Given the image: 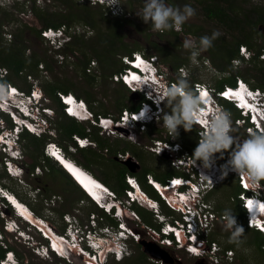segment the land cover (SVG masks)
I'll list each match as a JSON object with an SVG mask.
<instances>
[{
  "label": "rangeland",
  "instance_id": "374dc122",
  "mask_svg": "<svg viewBox=\"0 0 264 264\" xmlns=\"http://www.w3.org/2000/svg\"><path fill=\"white\" fill-rule=\"evenodd\" d=\"M20 1L21 3L24 2V0ZM168 1L170 0H166V2ZM243 1L244 0H235L234 4H239L244 8H246L247 6L248 8H250V6H258L260 4L264 5V0H246L248 1V3H246L248 5H245V3L243 4ZM74 2H78V4L81 6H91V4H87V2L82 0H74ZM198 2L199 0H188V4H190L191 6L196 4L195 7H193L196 10V14L184 23L186 24L187 29L182 25L181 28H183V36L181 35V38L179 37L181 34L179 32L181 28L179 30L173 28L174 31L179 32L178 39L175 40L173 38V35H171L169 31L166 30L165 33L160 31H154L150 23L147 24L142 20L140 15H142L144 0H130V3L128 2V0L127 2L121 0V6L118 12L113 9L108 10L107 8H103L100 6H91L92 11L95 13L94 18L96 19V25L90 26L88 24L86 25L79 22L74 23L72 32L74 35L72 34V36L69 37L67 42L71 44L75 37L76 39H78V42H80V46L78 45L75 50V54L77 57L74 55H69V57H66V59L61 62L57 58L58 51L49 47L46 41L44 42L43 40L42 44H38L36 40V35L32 29L35 27L40 28L41 26L39 24V19H36L34 14H32L30 11L33 3H26L23 12L17 8H14V0H9L7 1V4L4 5L5 9L0 10V27L2 26V29L5 31V33L0 35V50L4 49L8 44L12 43L15 33H23L25 35L26 42L30 45V50L32 51L27 52L28 56L31 53L35 52L41 57L45 54L44 51L49 49L50 51H48V56L52 58L54 62H56L54 66V71L52 73L40 69V71L36 74L24 72L23 78L25 77L26 81H24V84L26 86L28 85L33 87L34 85L42 90L41 86L44 85L46 81L47 83H53V81L55 80L56 82H58L59 85L66 88H70L71 90H73V92H77L79 94H82L83 96L90 93L94 100L93 105L95 107V110L92 109L90 105L89 107L90 110L95 114H103L104 116L111 115L117 118L123 111L126 110L123 109L122 111H119V102H124L126 104L132 105L134 103L138 104L142 101V96L140 93H131L130 91H127L128 89L123 90L122 88H124V85L120 83V81H116L114 76H110L112 71L111 68L117 66L114 64H121L120 57L124 58L125 56L129 55V53L121 55L123 53V51H121V54H118L117 58L114 57V59L110 56L108 60L109 62H104V66H101L98 59H92L90 63L91 66L94 67V69L90 73L89 71H87V73L96 76L95 82L87 80L86 77H84L83 72L79 70V64L82 59H85L84 57H87L88 55L93 56L92 49L94 47L96 48L95 50H98L100 48L103 49L101 46H109L102 45V40L96 39L97 33H99V29H104L105 32L109 31V29H112L111 26H113V24L110 22L114 21L115 18H118V20H122L123 22L119 34V36L122 38V44L126 45L129 48H139L148 56L159 57L161 67L166 74H164V76L168 80L173 78H183L188 80L192 87H194V84L196 82H202L207 84L208 86H211L212 88H215V85L218 82H221L222 80L227 78H231L234 73L242 72L247 68L255 66L250 63L248 64V62L246 61H239L236 65L232 60L233 71H222V66H225L226 64L223 59H215V56L211 53L210 48L212 47H210L206 51H202L195 61L190 58L191 50L185 49L183 47V41L185 39H190L196 42L198 45L200 36L194 33H190L188 32V30H193L196 33H198L197 30H200V33L198 34L202 36L211 35L214 30H218L220 35L215 40H218L223 37V41H225L226 38L227 44H230V42L236 40V38H230L231 34L224 26H220L214 21H208L205 16V13L199 7L200 5L198 4ZM24 5L25 3L21 4L20 6ZM36 5L41 10H43L44 13H48L50 18H54L57 16V14L62 13L67 15L75 8L72 2H68L66 4L59 3L56 6L54 5V0H36ZM29 25L31 27H29ZM65 32H70V29L66 28ZM261 33L264 35V29H262ZM159 34L162 36L160 37ZM112 39L113 36L111 35L109 38V42ZM263 39L264 37L258 39L260 44L263 43ZM105 41L108 42L106 38ZM217 42L219 43L220 41ZM164 50L166 51V54H164ZM84 51H86V54L84 53ZM178 58L187 59L189 61L188 65L181 67L185 69V72L180 73L179 70L181 68H179L178 70H173V68L171 67L170 63L174 62ZM28 74H32L33 78L35 79V82L29 81V78H27ZM193 76H196V80L192 79ZM251 83H255V81L252 80ZM24 84L22 83V86H24ZM253 89H260L262 92H264L262 88L256 87ZM163 90L164 88L161 86L159 87L158 85L157 91L163 92ZM262 95L263 97L260 102L264 101V94ZM46 98L48 99L45 102V105L53 108L57 113V115L55 116L54 124L55 131L53 132V135L49 136L58 142L60 141L61 135L63 134L61 129H59V126L62 123L64 124L65 119L59 114L57 103L52 100L49 96H46ZM161 103L163 104V109H165L166 107L164 102ZM219 107L220 110H227L223 107L221 102L219 103ZM96 111H99L100 113H96ZM105 111L108 112V114H105ZM238 114L240 115V111L238 112ZM231 118L232 121L235 122L234 128L236 129V131L234 132V135L237 137L238 140H243L245 137H243L238 132H244L246 135H248L249 133L246 130L248 124H242L241 122H239V117L235 118L234 113H231ZM84 121V124L88 127V131H93L92 128L95 125L88 119ZM143 124V122L133 123L130 121V126H121L119 128L115 126V130L110 132H107L100 128V136H102L103 139L107 141V147L105 148H103L104 146L102 147L97 145L96 142L90 137L93 142L89 147L84 149H73L72 146L74 145V142L72 141V137L65 135V141L63 142V150L67 152L71 156V158L75 159L76 161L78 160V158H80V163H82V166L92 172L99 179L104 178L111 182H114L113 185H115L118 181V178L116 177L117 168L112 162L114 159L116 160V162L118 161L119 163L124 164L122 161L129 160L131 157L132 160H130V164L131 167L135 169V173H143L144 170L148 168L160 172L162 174L175 171L177 175H174L172 177H178L183 174H188L186 173L187 167L184 168V165L181 170H178L173 167V160L169 156L170 152H172L171 149H166L163 153L160 154L153 150V145H155L156 140L160 139L167 140L168 142H173V144L175 142H179L184 146V148L183 150H179L176 154L173 153L174 157L176 155L185 156V152L192 156L194 147L197 146V143L200 138L199 126L196 125L192 130L187 132L181 127L179 129V135L184 132V138H173L172 134H170L167 129L163 126L161 116L154 118V121L150 123L153 124L151 126H145ZM160 137H162L163 139ZM48 140L49 138L47 136V138L44 140V147L46 144L45 142H47ZM185 144H191L193 147L186 148ZM18 147L19 149H21V151H23L26 157L24 161L25 174L20 176V178H13L10 177L9 173L0 166V176H4L2 177V180H0V184L8 188L10 191H14L19 194L23 198L24 202L32 205L35 208L39 217L46 219L50 223L52 228H54L57 232L60 233L65 232V230H67L66 227L68 226L66 225L64 215L67 213H69L72 218L76 219L75 226L82 225L83 230L87 228L86 225L89 224L90 217L93 215V213L99 216L103 215L101 211L96 210V208L92 206L90 201L85 199L82 200L83 197L75 189L69 177L64 175L62 172H56L54 171V169H51L50 167L48 168L47 164L42 162L40 164H37L40 165L42 168L43 172L41 173V175L36 177L32 176V165L33 163L39 160L40 154V148H38L39 146H37V144L36 146H34L33 143L30 142V139L24 140V136H21L20 144ZM123 148H127L126 150L128 152H123ZM116 150L117 153H115ZM4 156V154L0 153V162L3 161ZM227 158L228 152H225L223 156H220L219 153L216 154L217 161H222ZM85 163L90 165L91 170L87 166H85ZM37 165L34 167V169H36ZM149 174H152L154 176L153 173ZM172 177H168V179ZM194 181H197V179L194 178ZM235 184L236 180L233 176H225L220 181L213 184L212 187L201 189L198 193L202 194L203 200L212 206V210L216 214H220L221 216V214H224V211L227 209L232 211L236 217L238 213L235 209V204L238 202L236 201V197L233 193V188ZM39 188L41 189V191L40 194L37 195L35 189L39 190ZM54 196H57L59 198L55 201V203L52 201ZM113 198L114 196L112 195H110L109 197L107 196V201L110 202V200H112ZM150 198L157 199L156 197H152L151 195L148 198L143 197L142 199L137 200L138 203L135 202L133 204H130L127 202L126 197L122 195L121 197H119V199L112 200L114 203H116L118 217L122 221H124L123 226L118 227L119 225H116V223H112L110 219L104 217L102 223L99 222L98 228H102L99 234L103 237H111L112 239V234H110L109 230L113 231V229L117 227L118 234L120 229L122 227H125L124 230L126 236L120 234L119 239H122L123 237H129L125 240L129 247V256L126 258L124 257L121 260H118L116 258V260L114 257V253L108 252V257L104 264H141L139 259V256H141V252H144L146 254V258L144 257V259L147 260L146 264H155L149 259L151 258V254L145 252L142 247L140 248L137 245L140 243H137L134 240L130 241V231L126 228L127 226H131L134 229H139L143 233V235H146L147 237L146 238L145 236H143V238H146V240L148 241L149 237L148 233H146V226L144 224L151 227L154 226L156 228H159L163 219L166 218L167 220H174L178 218L179 215L176 211L169 208L162 200H159L158 208L159 214L161 215V220L159 218H155L153 214L155 213L154 208L149 205V203H151L149 201ZM121 203L124 204L121 205ZM135 204L144 209L143 213H146L151 222L146 221L145 219L143 221V217L141 218V214V216H139L140 219L137 220H131L125 216L123 217V212L126 210H130V208H133ZM2 215L3 214L0 213V231L3 230L2 234H0V244H3L4 248H7V246H9V248L10 246L14 248L8 249L6 252H9L11 250L15 252V264L67 263L65 260L60 259L55 253L43 255L44 252H42L41 249L44 250V248L41 246L40 250L37 249V247L41 245H38L39 242L45 243L44 241H42L43 239L38 236L35 230L29 231L28 225L20 222L19 220V226L23 230L27 231L26 235L30 233L31 239L27 240V238H29L28 236H26V238L24 239L17 238L16 232L12 230H7V226L5 225L4 219H2ZM127 215L129 216L130 214L127 212ZM242 218H244L243 215ZM156 219L157 221H155ZM236 219L239 220L241 226L243 225L244 227V219L243 221L237 217ZM115 221L117 220L115 219ZM8 224L13 225L12 223ZM244 230L245 232L239 238L238 243H230V233L225 228V220H222L220 218V220H216L212 223L208 231H204L203 234L200 235V237L203 238L206 243L209 244V246H211V243H213V241L220 246L221 249L219 251H216L214 254L210 250H208L202 255H195L194 253L189 252L186 247L162 248L156 243H154L153 245L151 241L150 246L157 247V252L162 254L158 255L155 253L156 255L161 257L160 259L153 256L152 258L162 260L164 264H208L211 260L210 257L212 256L217 257L220 260V264H264V250L262 248L259 249L254 243V238L256 235L255 231L257 230L249 228L248 226L247 228L244 227ZM127 234L129 235L127 236ZM113 240H116V238ZM34 245L36 246L35 248ZM15 250L19 251L20 256L17 255ZM229 250H232L233 252L231 258L226 257V251ZM74 258L79 263H82V258L77 257L75 255Z\"/></svg>",
  "mask_w": 264,
  "mask_h": 264
},
{
  "label": "built area",
  "instance_id": "2783aa9c",
  "mask_svg": "<svg viewBox=\"0 0 264 264\" xmlns=\"http://www.w3.org/2000/svg\"><path fill=\"white\" fill-rule=\"evenodd\" d=\"M7 1L9 0H0V5L4 6L7 4ZM87 1V0H83ZM100 3H107L110 5V0H93L94 3L97 2ZM115 5L110 6V8L113 9ZM117 12V8L114 7V9ZM66 28H69L66 25H62L58 28H46L43 29L41 32V35L43 37L44 42L46 41L47 45L56 51H58L57 58L63 62L66 59V55L63 53V50L66 48V41L67 39L64 37V32L66 31ZM60 35H63L62 37H59ZM241 55L245 57L246 61H249L253 57V52H251L247 47H242ZM134 56H142L138 55L137 53H134ZM157 57L152 58L151 60L156 59ZM126 61L130 59V57L124 58ZM260 59L264 61V48L262 49L260 53ZM136 58L134 60H129V63L134 64ZM144 61L148 60L146 58H143ZM239 61H242V59H234L233 62L237 65ZM94 62V61H93ZM151 62V61H150ZM135 65V64H134ZM40 70H45V65L40 64L39 65ZM94 69L93 66H91V63L89 64L87 71L89 73ZM157 69V68H156ZM180 73L185 72L184 68H181ZM133 70L128 67L125 69V72L121 75L114 74V78L116 81H122L123 83L126 82L130 84L132 87V90H135L136 92H139L143 95V97L146 96V92L149 91V87L152 88V90H155L157 93L163 94L161 91L158 90V84H152L150 82H146V85H137L136 83L132 82L133 79L130 80V75L133 74ZM21 74H24V72H21ZM10 75V71L8 68H0V106L1 110L5 113V117L0 114V153L5 154L3 158V162L5 164V169L8 170V173H13L16 168H18L20 171L25 172L24 170V161L26 159L25 154L21 149H15L13 148V145L20 144V137L21 133H30L32 135H35L38 138H44L48 136L49 140L45 144V149L49 154L59 153L63 150V146L60 145L56 140L52 139L49 135H53L54 130V124H55V116L57 115L56 111L45 105V102L48 98H46V93L41 90L40 88L33 85L30 86L28 89H24L23 87L17 85L16 83L12 81H4L3 79L8 77ZM112 76V77H113ZM121 76V77H120ZM145 76L144 78H146ZM185 77V76H184ZM27 78H29V81L35 82V79L33 78L32 74H28ZM159 87H163L164 89L166 86L168 87L170 84L176 82L172 79L168 80L164 76V74L159 75ZM187 78V76H186ZM167 85H166V83ZM163 85H161V84ZM239 85L236 87L226 85L222 90H216L215 88H212L211 86H208L205 83L202 82H196L194 84V89L197 92H202L203 94H206V96L210 97L211 100L208 104L215 106L219 105L218 100L216 99V95H220L222 98L228 97L232 99L230 96L233 93H236V89L239 88L238 86L242 85V80L238 81ZM41 93L43 97V101L37 102L34 101V98H36L37 93ZM253 94L260 93L261 91L256 89L255 91H251ZM156 93V94H157ZM158 95V94H157ZM75 96V97H74ZM72 95L71 92H64V91H58L57 92V98L59 100V104L61 105V109L63 113L66 116H74L76 120L85 122L84 120L88 119L90 120L95 126L105 130V131H113L115 130V125L119 126V124L122 123H129L135 122L132 118L135 120H139L138 113L140 111V108L147 104L148 102H143L140 108L136 111L131 112L126 109L123 111L119 118H115L111 115H103V114H95L90 110L89 104L86 102L85 99L79 98L76 95ZM235 97V96H233ZM234 99V98H233ZM216 103V104H215ZM236 105H238L239 110H241L240 115L241 117L238 118V121L242 124L249 123L246 130L248 133H251L252 131L256 130L259 131L261 129H264V124L261 121V118H264V101H261L257 108H259L261 111L257 112L255 116V112L253 110L251 112H248L246 109H244V105H240L239 102H236ZM157 107V105H155ZM162 103L160 104L159 108L157 107L155 110V113L157 114L156 117L161 115V112L159 109H161ZM206 108H208V105H205V112ZM163 109V107H162ZM164 110V109H163ZM204 112V113H205ZM79 113V115H78ZM149 113V112H148ZM263 115H261V114ZM149 114H146L148 116ZM154 117V118H156ZM255 117L257 122L255 123ZM162 118V117H161ZM143 121H147L149 119H141ZM209 117L203 114V116L199 119V122L197 125L199 126V137L201 138L202 135L207 131V124H208ZM143 125L146 126L144 123ZM199 138V139H200ZM72 141L74 142V145L72 148H80L84 149L89 147L92 144V140L90 137H83L78 134L72 135ZM176 145H179V148H176ZM184 146L179 143L175 142H168L167 140H156L155 145H153V150L156 152L163 153L166 149H171L172 152H170L169 156L172 158V165L178 170H181L183 168H186V173L178 177H172L167 179L166 182H162L157 180L152 174H147L146 180L147 184L151 186L152 190L156 192L157 199H161L169 208L176 211L179 215L178 218L174 220H167L166 218L161 221V226L159 228L151 227L146 224V233H148V241L146 240V235H143V233L139 229H134L133 227H128L130 231V241L134 240L137 243H140L142 248L144 249L147 247L152 253H156L158 255L160 254L157 247H151L150 242L152 241V244L154 243L160 245L162 248H168V247H177V248H184L194 253L195 255L203 253H206L208 250H210L213 254L216 251H219L221 248L219 245H217L216 242L213 241L211 243V246H209L206 241L200 237V235L203 234L204 231H208L212 223L216 220H224V214H216L212 210V206L208 203H206L203 198L202 194H199L198 192L201 189H206L209 187H212L213 184L217 183L221 180L220 177V168L221 165H224L227 161V159L224 160H216L214 165L210 169H202V166L200 165V162L197 161V164L194 165L193 163V157L185 152V156H178L176 155L174 157L173 153H177L179 150H183ZM73 151V150H72ZM16 157L17 160L13 159L11 156ZM189 167V168H188ZM201 171H204L205 174L210 175V178L213 180V183L208 180L204 179ZM42 168L40 165H37L36 169L32 171V176L36 177L39 173H42ZM233 176L236 180L237 186L239 187L240 192L236 196V201L240 203L241 208L244 212V218L245 223L249 228H253L257 231H259L262 235H264V211L258 212L255 214L253 219H250L251 213L248 210V201L249 199L256 197L259 198L261 201H264V182L260 181L256 184H253L249 178H247L243 174H237L233 171H229L227 177ZM225 177V176H224ZM223 177V178H224ZM194 178L197 179V181H194ZM127 183L129 185V188L125 189V197L128 203H135L137 200L142 199L143 197H149L151 196L148 191H146L142 185H139L136 177L133 175H130L127 177ZM187 187H184L186 186ZM175 187V188H174ZM184 188V189H182ZM172 189V190H171ZM39 190H41L39 188ZM115 198L117 197L116 194H113ZM153 197V196H152ZM59 198L57 196H54L52 201L55 203L56 200ZM117 199H119L117 197ZM157 199L150 198L149 203L150 206L154 208L155 218H159L161 220V215L159 214V203ZM144 200V199H143ZM122 202V201H121ZM138 203V202H137ZM124 203H121L123 205ZM105 212H109L111 214V218L120 219L118 217L117 211L113 212L111 210H108L106 208ZM260 214V215H259ZM259 215V216H258ZM140 213L136 211L134 208H130V216L129 219L131 220H137L140 219ZM257 217V218H255ZM263 218L260 220V218ZM71 215L69 213L64 215V219L69 220ZM104 216H99L95 213L90 217L89 223L92 225H98L99 222L101 223L103 221ZM142 218V216H141ZM73 219V218H72ZM75 219V218H74ZM143 219V218H142ZM46 220V219H45ZM159 220V221H160ZM76 221V219H75ZM142 221V220H140ZM144 221V219H143ZM157 221V219L155 220ZM260 222L262 224H260ZM124 221L120 219L119 226H123ZM237 223L241 225L239 220H237ZM47 224L49 222L47 221ZM142 224V223H141ZM87 227L89 224L86 225ZM243 226V225H242ZM56 228V227H55ZM125 227H122L117 234V227L113 230L115 231L116 236L111 237H103L99 233L98 235H94L93 232L89 229L86 236L84 235L79 236L80 233L83 231L82 225H78L76 228L65 230V232L60 233L57 232V235L55 238H61L64 240H67L70 237L73 236V233H78L76 238L79 244L81 242H84L87 240L88 244L95 247V249L98 251L97 253H94L93 257H85L82 260V263L79 264H98L93 258L98 259L100 262L104 261V257L102 255L103 252L105 254H108V252L114 253L115 259L121 260L122 258H126L129 256V247L125 240L119 239V235H125ZM109 229V228H107ZM70 232H69V231ZM127 230V231H128ZM73 231V232H72ZM110 234L113 231H110ZM129 234H127L128 236ZM133 235V236H132ZM145 236L146 238H143ZM135 237V238H134ZM116 240H113L115 239ZM136 239V240H135ZM144 239V240H143ZM96 241L99 242V244L96 243ZM101 242H105L106 244L110 245L112 242L114 243V247L110 249H100L99 246L101 245ZM73 247L77 246V243H73ZM71 247V248H73ZM55 249V247H53ZM192 249H195L193 251ZM262 249L264 250V243L262 245ZM86 253L84 249L79 248V253ZM57 255H63L59 253L56 250ZM227 258H231L233 255L232 250L226 251ZM11 255H13L12 252L7 253L6 259L8 261H11ZM116 259V260H117ZM151 261H153L155 264H164L162 260L155 259V258H149ZM210 261L208 264H220V260L217 257H210ZM68 261L72 262L71 255L68 256ZM70 262H67L66 264H69ZM3 263V262H2Z\"/></svg>",
  "mask_w": 264,
  "mask_h": 264
},
{
  "label": "clouds",
  "instance_id": "9594fccd",
  "mask_svg": "<svg viewBox=\"0 0 264 264\" xmlns=\"http://www.w3.org/2000/svg\"><path fill=\"white\" fill-rule=\"evenodd\" d=\"M85 2L90 3L92 5L103 6L107 8L108 10H112L110 6L115 5L114 7L117 8V12L121 6L120 4L121 0H110V5H108L107 3H100L99 1L97 3H94L93 0H87ZM195 14H196V10L190 4H184L182 7H179V6L173 7V6H170L166 2V0H144V7L142 9V15H140V17L145 23L147 24L150 23L154 31L164 32L166 30H170L173 28L176 30H179L182 27V25ZM48 28H55V27H48ZM72 32H73V28H70V32H64V37L66 39L67 38L69 39V37L72 36L73 34ZM219 35L220 33L218 30H214L211 33V35H203L199 38L198 45L196 42L190 39H185L183 41V47L185 49L191 50L190 58L193 61H195L202 51H206L207 49L212 47L213 41ZM62 36L63 35H60L59 37H62ZM41 39L43 40L42 35H41ZM67 44L68 42L66 43V46ZM242 47H247V46L246 45L240 46V49H239L240 56L237 58L242 59V61H246L245 57L241 55ZM134 53H137L138 55H142V56H139V57L134 56ZM126 57H130L129 60H134V58H136L135 63H134L135 65L132 63H129V60L126 61L124 59L125 57L124 58L122 57L121 60L123 63V69L117 74L119 75L123 74L125 72V69L130 67L134 71L133 74L130 75V80L133 79L137 85H141V84L146 85L147 81L152 84L159 85V82L157 81L160 79L159 75L165 74V71L162 69L161 64L159 62V57L148 56L142 51L133 52L131 55L129 54ZM154 57H157V58L154 60H151ZM143 58H146L148 60L144 61ZM145 76L147 77L144 78ZM239 80H242L243 82L242 85L238 86L239 88L236 89V93L241 94L239 98L237 97L234 99L233 98L230 99L228 97L222 98L220 95H216V99L218 100L219 103L222 100H225L231 103L238 112L239 111L241 112V110H239L238 105H236V102H239L240 105L245 106L244 109H246L248 112H251L253 110V112H255V116H257L256 113L261 111L257 107L260 103V100L263 97L262 94H264V92L258 89L261 92L257 94H253L251 91L253 90L255 91L256 89H253L252 86L241 77L237 78L236 85L234 87L239 85L238 83ZM120 83H122L129 91H131V93L136 94V91L132 90L131 88L132 86L130 84L126 82L123 83L122 81H120ZM148 88H149V91L146 92L147 97L144 96L145 100L142 99L140 106L142 105L143 102H148V105L144 104L140 108V111L138 113L139 120L138 119L135 120L134 118H132L135 122H143L146 125L152 123L154 121V117L157 116V114L155 113L156 108L157 107L159 108L161 102H164L165 107L170 109V111H165V109L163 110L162 109L163 104H162L161 109H159V111L161 112L160 116L162 117V124L167 129V131L170 134H172V137L176 138L179 135V129L181 127L186 132L192 130L197 125V123L199 122V119L203 116V114H205L206 116L209 117L208 124H207V131L199 139L197 146L193 150L192 157H193L194 165H196L197 161H199L200 165L202 166V169H210L215 163L217 153H219L220 156H223L225 152H228V159L226 163L224 165H221L219 178L222 179L224 176L228 175L229 171H233L237 173L238 175L239 174L245 175L247 178H249V180L253 184H256L260 181H264V129H261L259 131L254 130L251 133H249L243 140H238L237 137L234 135V132L236 131V129L234 128V125H233L231 113L228 112L227 110H220L219 105L212 106L208 104L211 98L208 96H205L202 92H197L190 85L189 81L186 79L180 78L176 82L170 84L167 88L163 90L162 95L161 93H157L155 90H152L151 87L148 86ZM71 93L73 96L75 95V93L73 92ZM138 93H140V91ZM141 96L143 95L141 94ZM34 101H37V102L43 101L42 94L38 92L36 95V98H34ZM155 105H157V107ZM205 105H208V108H206V112H205ZM129 111H130L129 117H131V112L133 111L131 110ZM0 114L5 117L4 115L5 113L1 110V106H0ZM146 114H149V115L146 116ZM67 117H70V116H67ZM71 118H75V117L71 116ZM141 119H149V120L143 121ZM261 121L264 124V118L263 119L261 118ZM256 122L257 120L255 117V123ZM121 126H130V125L129 123H122L116 127L119 128ZM24 134L25 133H21V136H24ZM13 146H14L13 148L19 149L18 145H13ZM176 148H179V145H176ZM44 153L48 158L54 161L58 159L56 154L61 153L62 156L67 157L68 159H71L76 164H78V162L76 160H73L70 156H68L67 152H65L64 150L60 151L59 153H54L55 154L54 155V154H49L44 147ZM9 156L17 160L16 157L12 155H9ZM78 165L84 168L85 170H87L82 165L80 164ZM0 166L5 171L8 172V170L5 169L6 167L3 161L0 162ZM87 171L90 172L89 170ZM90 173L94 175L92 172ZM24 174L25 172L20 171L18 168H16L15 171H13V173H9L10 177H13V178H16V177L20 178V176ZM201 174L204 179H208L213 183V180L210 178V175L205 174L204 171H201ZM39 175H41V173H39L37 176ZM128 176L130 175H127L125 178L126 183L128 181L127 180ZM71 179L73 180L72 177ZM137 181L139 185H142L138 179ZM104 184H105L104 182L102 184L100 182L95 181L93 185L97 188V190L104 192V196H108V197L110 195L114 196L113 194H116V193L110 187ZM84 188L86 189L85 186ZM40 191L41 190L35 189V192L37 193V195L40 194ZM86 191L88 192L87 189ZM124 196H125V191H124ZM12 198L13 200L21 201L22 205H24L23 203H25L26 206H29L31 208V206L27 204L26 202L22 201L15 192L10 191L8 188L0 184V213L3 214L2 219H4L5 221V225L7 226L5 227L7 228V230H10V227L12 226V225H9L8 223H12L13 229L11 230L17 233V238L24 239L26 238V236H28L29 238H27V240H30L31 239L30 233L26 235L27 231L23 230L19 226V223H18V220H19L20 222L28 225L29 231L35 230L38 236L43 239L45 243L39 242L38 245L39 244L41 245L37 247V249L39 250L41 246L44 248V250L41 249V251L44 252L43 255L54 254V253L57 255L58 253H56V249H53V247H55L53 245V241L56 238H53V237L51 238L46 233V231H48L50 235H52V233H55L57 235L56 230L52 228L50 223L49 225L51 226V228H49L48 226H47L48 228L42 226L43 224L39 221L47 222V220L39 217V215H37V213H35V211L32 208L30 210L31 214L37 219V222H33L30 218L25 217L22 214H20L18 210V206L16 203L12 202ZM104 198H105V201L108 200L107 197H104ZM90 199L98 206V209H101L104 212L106 211V208L113 212L117 211L116 203L112 201V200L117 199V197L115 198V196L112 200H110V202L107 201L108 202L107 204L105 203L102 204L101 201L98 200L94 196H92V198ZM157 200H161V199H159L158 197ZM5 210H8L9 213L4 212ZM248 210L251 213L250 219H253L256 213L264 211V201H261L259 198H256V197L249 199ZM127 212L130 214V210H126L124 212L125 217L129 218L130 215L128 216ZM105 213L109 217L111 216L109 212H105ZM116 220H117V225H119L120 219H116ZM224 220H225V228L230 233L229 242L238 243L239 238L245 232L244 227L237 223V219L235 215L230 210L226 209L224 211ZM65 221H66V225L68 226L66 228L72 229V228L77 227L75 226L76 221L74 218L73 219L70 218L69 220L65 219ZM98 227H99V224L90 225L89 223V226L85 230H83L82 233L79 234V236L84 235L85 237L89 229L96 236L98 235L97 233H99L102 229V228L99 229ZM78 233L76 232L73 233V236L68 239V241L71 244H73L74 242L77 243V246L73 248L77 250L76 256L82 258V260L86 256L93 257L94 253H97L98 251L95 249L94 246L88 244L87 240L79 244L76 238ZM111 234L112 236H116L114 230ZM126 238H129V237H125V238L123 237L122 240H126ZM35 247L36 246L34 245V248ZM79 248L84 249L86 253H83V252L79 253ZM104 250L106 251V249ZM9 252L13 253V255H11V258H12L11 261H8L6 259L7 253H8L6 252L4 259H2L0 263L3 262L2 264H15V260H16L15 252L13 250ZM102 255L104 257L103 262H100L98 259H95V258L93 259L98 264H104V262L106 261L108 257V254H105V252H103ZM57 256L60 259L68 262V260H66L65 258H62L60 255H57Z\"/></svg>",
  "mask_w": 264,
  "mask_h": 264
},
{
  "label": "trees",
  "instance_id": "16d2710c",
  "mask_svg": "<svg viewBox=\"0 0 264 264\" xmlns=\"http://www.w3.org/2000/svg\"><path fill=\"white\" fill-rule=\"evenodd\" d=\"M15 4H14V8H17L21 11L24 12L26 3H33L31 6V13L34 14V16L36 17V19H39V24H40V28H33V32L36 35V40L38 42V44H42V39H41V30L44 28H48V27H55L58 28L62 25H66L70 28H73L74 23H82V24H88V25H96V19L95 17V13L92 11V7H96L99 5H92L89 6H81L78 4V2H74V0H54V5H58L60 4H66L68 2H72L73 6H75V8L69 12V14L65 15V14H57L56 17L54 18H50L48 13H44L43 10H41L37 5H36V0H24L23 3H21L20 0H14ZM170 2H172V5L174 7L179 6L182 7L184 4H188V0H170ZM235 0H199L198 4L200 5L199 7L203 10V12L205 13V16L207 18L208 21H214L217 24H219L220 26H224L230 35V38H236L235 41L230 42V44H227L226 38L225 41H223V37H221L218 40H214L213 44H212V48L211 49V53L215 56V59L217 58L218 60L223 59L225 62V66H222V71H228V72H232L233 68H232V60H234L235 58L239 57V49L240 46L242 45H246L248 47V49L253 52V57L248 61V64H252L255 65L254 67L251 68H247L242 72H236L234 73V75L231 78H227L222 80L221 82H218L215 85V89L217 90H222L226 85H231V86H235L236 85V80L238 77L243 78L244 80H246L247 82L250 83V85L253 88H262L264 90V61H262L260 59V53L262 51V49L264 48V39H263V43H259L258 39H261L262 37H264V35L261 33L262 29H264V5L260 4L258 6H250V8H248V6L246 8L240 6L239 4H234ZM24 6H20L21 4H24ZM243 4L245 3V5H248L246 3H248V1L244 0L242 2ZM90 4V3H87ZM196 5V4H195ZM195 5H192L193 7H195ZM103 7V6H100ZM105 8V7H103ZM1 9H5L4 6L0 5V10ZM28 12V11H27ZM57 18V19H56ZM116 20V21H115ZM114 21L110 22L113 24V26H111L112 29H109V31H106L104 29H99L97 33V40H102L101 44L102 45H109L108 47L106 46H101L103 49H98L95 50L96 48L94 47L92 49L93 51V56L88 55L87 57H84L85 59H82V61L80 62V68L79 70H81L83 72L84 77H86L87 80L91 81V82H95L96 81V76L94 75H90L87 73V68L91 62L92 59L96 58L99 60L101 66H104V62H109V57L111 56L113 59L114 57L117 58L118 54H121V51H123V54H127L129 53L130 55L133 52L136 51H142L139 48H129L126 45L122 44V38L119 36L120 34V28L123 24L122 20H118V18H115ZM186 26V24H184ZM29 27H31L29 25ZM169 31L171 34H173L174 36L178 37L179 32L174 31L173 29L167 30ZM165 32V31H164ZM188 32L190 33H194L198 36H202L198 33H200V30H197L198 33L194 32L193 30H188ZM5 33V31L2 29V26L0 27V35ZM74 35V34H73ZM113 36V39L110 40L109 42V38L110 36ZM236 35V36H235ZM12 37V35H11ZM105 38L108 40V42L105 41ZM217 41H220L219 43ZM80 42H78V39L73 40V42L71 44H67L65 50L63 51V53L66 55V57H69V55H74L76 56V48L78 47V45ZM123 47V48H122ZM122 48V49H120ZM162 50V49H161ZM31 51L30 50V45L26 42V38L25 35L23 33H15L14 35V39L12 40V43L8 44L4 49L0 50V68H8L10 71V75L6 78H4L3 80L8 82V81H12L14 83H16L17 85H21L22 83L24 84L25 77L23 78L24 74H21V72H27V73H38L39 70V65L42 63L45 65V69L52 73L54 71V66L55 63L53 61L52 58H50L48 56V51H50L49 49L45 50V54L43 56H39L37 55L35 52L31 53L29 56L27 55V52ZM165 51V50H164ZM32 52V51H31ZM84 53L86 54V51H84ZM164 54H166V51L164 52ZM68 55V56H67ZM167 56V55H166ZM77 57V56H76ZM122 57H120V63H115L114 68H111V74L110 76L112 77L114 74L119 73L122 69H123V63L121 60ZM112 59V61H113ZM175 59V58H174ZM165 61V60H164ZM166 62V61H165ZM114 63V61H113ZM112 63V64H113ZM189 61L187 59H176L174 62H171L170 65L173 68V70H178L179 68L188 65ZM260 66V67H258ZM109 76V77H110ZM194 80H196V76H193ZM174 81H177L178 79H172ZM254 80L255 83H251V81ZM24 89H28L30 86H26L24 84V86H22ZM42 89L44 90V92L46 93L47 96H49L52 100H54L57 105H58V111L59 114L64 117L65 122L64 124H60L59 129H61V131L63 132V134L61 135L60 141H58V143L60 145L63 146V142L64 140V136H69L72 137L73 134H78L80 136L83 137H91L97 145L99 146H104L103 148L107 147V141L103 139L102 136H100V128L98 127H93V131L89 130L88 131V127L84 124L85 122H81L76 120L75 118H71V117H67L63 111H61V105L59 104V100L57 98V92L58 91H64L66 93L68 92H73V90H71L70 88H66L63 87L61 85L58 84V82H56L55 80L53 81V83H44V85L41 86ZM123 90H127V88L124 86V88H122ZM129 91V90H127ZM131 92V91H130ZM75 93V95L79 98H83L85 99L89 105L91 106L92 109L95 110V107L93 105L94 100L91 96V94H87V95H82L79 94L77 92H73ZM145 98L142 96L141 100ZM140 103L138 104H126L124 102H119L118 103V108L119 111H122L123 109H129L131 111H136L140 108ZM223 107L225 109H227L229 112L234 113L235 114V118L241 117L236 108L233 107V105L225 100L221 101ZM166 111H170V109H168L167 107L165 108ZM96 113H100L99 111H96ZM108 114V112L105 111V114ZM234 121H233V125H234ZM153 124H148L147 126H151ZM235 127V125H234ZM182 132V131H181ZM180 132V133H181ZM240 133L243 137H246L247 135L243 132H238ZM187 136V134H186ZM178 138L183 137L184 138V132H182V134L177 136ZM162 138V137H160ZM187 138V137H186ZM30 139V142L33 143L34 146H39L38 148H40V154H39V160L35 163H33L32 168L34 169V167L39 163H45L47 164L48 168L50 167L51 169H54V171L56 172H62L64 175H66L67 177H69L71 183L74 185L75 189L81 194V196L83 197L82 200H88L91 202L92 206H94V208H96V210L101 211L103 213L102 216L107 217L108 219H110V221L112 223H116L117 225V221H115V219L110 218L104 211L98 209V207L95 205V203L88 197V195L86 194L85 191H83L82 188H80L75 182L74 180L71 179V176H69L67 174V172L59 165L58 162L51 160L50 158H48L45 153H44V140L46 139V137L44 138H38L35 135H32L30 133H25L24 134V140H28ZM163 139V138H162ZM185 140V139H184ZM46 143V142H45ZM186 143V142H185ZM186 148H192L193 146L191 144H185ZM196 147V146H195ZM194 147V148H195ZM127 148H123V152H126ZM128 152V151H127ZM115 153H117V150L115 151ZM68 154V153H67ZM117 155V154H115ZM68 156H70L68 154ZM71 157V156H70ZM75 160V159H73ZM79 161V162H78ZM48 162V163H47ZM78 164L82 165V163H80V158H78L77 160ZM114 163V165L116 166V177L118 178V181L116 182L115 185H113L114 182H111L107 179L104 178H100L101 181H103L108 187H110L117 195V197H121L122 195H124V191L126 188H129L128 184L125 181V178L127 175H133L136 176L137 179L141 182L143 188L148 191L153 197H157L156 192L152 190L151 186H149L147 184V180H146V176L149 173H153L154 176L156 177L157 180L165 182L168 177H172L174 175H177L176 172H169V173H160L157 171H154L152 169H145L143 173H131L130 169L128 168V166L119 163L118 161L116 162V160L114 159L112 161ZM84 165V164H83ZM46 166V167H47ZM85 166H90L89 164L85 163ZM7 176V174H6ZM5 176V177H6ZM4 177V176H2ZM2 177L0 176V180H2ZM9 177V176H8ZM5 179V178H3ZM264 182V181H263ZM14 192V191H13ZM240 192L239 187L237 186V183L235 184L234 188H233V193L235 195V197L238 195V193ZM16 193V192H15ZM17 194V193H16ZM17 196L23 201V198L17 194ZM30 205V204H29ZM31 208L36 212L35 208L30 205ZM136 211H138L143 219H145L146 221H150V219L148 218V216L146 215V213H143L144 209H142L141 207H139L137 204H135V206L133 207ZM235 209L237 210V218L241 219L243 221L244 227L247 228V225L245 223V218H242V215L244 217V212L243 209L240 206V203H236L235 204ZM4 212L9 213L8 210H5ZM57 229V228H56ZM3 231V230H2ZM2 231H0V234H2ZM256 235L254 238V243L257 245V247L259 249L262 248V245L264 243V236L255 231ZM42 239V238H41ZM43 241V240H42ZM140 248L142 247L140 244H137ZM8 249H14L12 246H7V248H4L3 244H0V261L2 259H4L5 257V253ZM16 251V250H15ZM17 255L20 256L19 251H16ZM145 253L141 252V256H139L140 262L141 264H146L147 260L144 259L145 257ZM142 258V259H141ZM146 258V257H145ZM153 264V263H152Z\"/></svg>",
  "mask_w": 264,
  "mask_h": 264
},
{
  "label": "bare ground",
  "instance_id": "6f19581e",
  "mask_svg": "<svg viewBox=\"0 0 264 264\" xmlns=\"http://www.w3.org/2000/svg\"><path fill=\"white\" fill-rule=\"evenodd\" d=\"M134 82V80L132 81ZM135 83V82H134ZM217 90V89H216ZM232 98H239V96H241L240 93H233L230 95ZM235 96V97H233ZM79 115V113H78ZM136 138V137H135ZM55 155V154H54ZM56 156L58 157V159H56V161L59 163V165L73 178V180L83 189V191L86 192V194L92 198V196L96 197L98 200L101 201L102 204H107L108 202L105 201V196H104V192L102 191H99L97 190V188L93 185L94 183H92V181H97V182H100L103 184V182H101L98 178H96L94 175H92L90 172H88L87 170H85L84 168H82L81 166H79L78 164H76L74 161H72L71 159H68L67 157H64L62 156V154H56ZM71 165L74 169L78 170V172L82 175V179L84 180V183H81L80 180L77 179V176L76 174L73 173V171H71L69 169V167H67V165ZM91 179H90V178ZM85 184H87L88 186L86 187ZM105 185V184H104ZM84 186L86 187V189L88 190V192L86 191V189L84 188ZM107 188V187H106ZM175 188V187H174ZM172 190V189H171ZM92 196H91V195ZM107 197V196H106ZM18 199V198H17ZM12 202L13 203H16L17 206H18V210L20 212V214H22L23 216L25 217H28L30 218L33 222H37V219L31 214V208L29 206H26L25 203H23L24 205L21 204V201H17V200H13L12 198ZM27 207V208H26ZM125 212V211H124ZM123 212V213H124ZM260 215V214H259ZM258 215V216H259ZM264 215V214H263ZM125 216V214H123V217ZM257 218V217H255ZM260 218V217H258ZM263 218H260V220H262ZM41 222L44 226V227H49L51 228V226L49 224H47L46 221L42 222V221H39ZM260 224H262L260 222ZM264 227V225H262ZM47 227V228H48ZM13 229V225L10 227V230ZM54 231V230H53ZM69 231V230H68ZM55 232V231H54ZM70 232V231H69ZM47 235H49L51 238H55L56 234L55 233H52V235H50V233L48 231H46ZM97 244H99L98 241H96ZM101 245L99 246L100 249H110L112 247H114V243L112 242V244L108 245L106 244L105 242H101L100 243ZM53 245L55 246V249L63 254V255H60L62 258H65L66 260L68 259V256L71 255V258H72V262H70V264H79V262L74 258V255L76 256V253H77V250L73 249L74 245L71 244L69 241L67 242V240H64V239H61V238H56L54 241H53ZM73 247V248H71Z\"/></svg>",
  "mask_w": 264,
  "mask_h": 264
},
{
  "label": "water",
  "instance_id": "95a60500",
  "mask_svg": "<svg viewBox=\"0 0 264 264\" xmlns=\"http://www.w3.org/2000/svg\"><path fill=\"white\" fill-rule=\"evenodd\" d=\"M130 160H132L131 157H130L129 160H123L122 162H123L125 165L128 166V168L130 169V172H131V173H135V169H133V168L131 167ZM144 251L147 252V253H150L151 256H153V257H156V258H159V259L161 258L160 256H158V255H156V254H153V253H152L147 247L144 248Z\"/></svg>",
  "mask_w": 264,
  "mask_h": 264
},
{
  "label": "snow or ice",
  "instance_id": "6c2138e0",
  "mask_svg": "<svg viewBox=\"0 0 264 264\" xmlns=\"http://www.w3.org/2000/svg\"><path fill=\"white\" fill-rule=\"evenodd\" d=\"M206 96V94H204ZM67 167H69V169L71 171H73L74 174H76L77 179L81 181V183H84V180L82 179V175L78 172V170L74 169L70 164L67 165ZM92 183H95V181H92ZM85 186L87 187L88 185L85 184ZM193 251H195V249H192Z\"/></svg>",
  "mask_w": 264,
  "mask_h": 264
},
{
  "label": "flooded vegetation",
  "instance_id": "af4514ba",
  "mask_svg": "<svg viewBox=\"0 0 264 264\" xmlns=\"http://www.w3.org/2000/svg\"><path fill=\"white\" fill-rule=\"evenodd\" d=\"M124 1L127 2V0H124ZM136 1H138V0H136ZM128 2L130 3V0H128ZM167 3H168L170 6H173V5H172V2H170V1H168ZM173 7H174V6H173ZM192 7H193V6H192ZM127 21H130V20H127ZM183 26L187 29V27H186L184 24H183ZM179 32L181 33L180 36H179V37L181 38V37L183 36V28H181ZM163 33H165V32H163ZM170 34H171V33H170ZM171 35H173V34H171ZM181 35H182V36H181ZM159 36L161 37L162 35L159 34ZM170 37H171V36H170ZM173 38H174V40H175V39H178V37H177V36H174V35H173Z\"/></svg>",
  "mask_w": 264,
  "mask_h": 264
},
{
  "label": "crops",
  "instance_id": "0c3cea01",
  "mask_svg": "<svg viewBox=\"0 0 264 264\" xmlns=\"http://www.w3.org/2000/svg\"><path fill=\"white\" fill-rule=\"evenodd\" d=\"M84 167V166H83ZM88 168L91 170V167L90 166H88ZM38 215V214H37Z\"/></svg>",
  "mask_w": 264,
  "mask_h": 264
}]
</instances>
